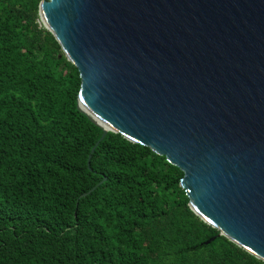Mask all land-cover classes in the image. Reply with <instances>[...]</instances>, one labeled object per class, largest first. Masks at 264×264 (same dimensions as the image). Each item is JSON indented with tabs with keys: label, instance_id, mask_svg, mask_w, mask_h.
Instances as JSON below:
<instances>
[{
	"label": "water",
	"instance_id": "95a60500",
	"mask_svg": "<svg viewBox=\"0 0 264 264\" xmlns=\"http://www.w3.org/2000/svg\"><path fill=\"white\" fill-rule=\"evenodd\" d=\"M38 15L99 141L165 157L192 212L264 262V0H42Z\"/></svg>",
	"mask_w": 264,
	"mask_h": 264
},
{
	"label": "trees",
	"instance_id": "16d2710c",
	"mask_svg": "<svg viewBox=\"0 0 264 264\" xmlns=\"http://www.w3.org/2000/svg\"><path fill=\"white\" fill-rule=\"evenodd\" d=\"M41 1L0 0V264H264L192 212L165 157L99 141Z\"/></svg>",
	"mask_w": 264,
	"mask_h": 264
},
{
	"label": "bare ground",
	"instance_id": "6f19581e",
	"mask_svg": "<svg viewBox=\"0 0 264 264\" xmlns=\"http://www.w3.org/2000/svg\"><path fill=\"white\" fill-rule=\"evenodd\" d=\"M91 117V116H90ZM94 119V118H93ZM95 120V119H94ZM97 123H99L97 120H95ZM101 126H103L104 128H105V126L104 125H102L101 123H99Z\"/></svg>",
	"mask_w": 264,
	"mask_h": 264
}]
</instances>
